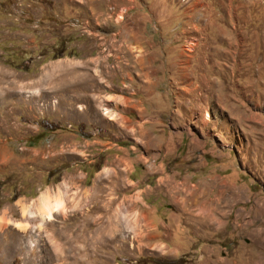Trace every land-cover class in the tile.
Returning <instances> with one entry per match:
<instances>
[{
  "label": "rangeland",
  "instance_id": "obj_1",
  "mask_svg": "<svg viewBox=\"0 0 264 264\" xmlns=\"http://www.w3.org/2000/svg\"><path fill=\"white\" fill-rule=\"evenodd\" d=\"M0 264H264V0H0Z\"/></svg>",
  "mask_w": 264,
  "mask_h": 264
},
{
  "label": "bare ground",
  "instance_id": "obj_2",
  "mask_svg": "<svg viewBox=\"0 0 264 264\" xmlns=\"http://www.w3.org/2000/svg\"><path fill=\"white\" fill-rule=\"evenodd\" d=\"M63 201L60 195L55 199H51L49 194H41L39 196V215L45 221L55 220V212L62 207Z\"/></svg>",
  "mask_w": 264,
  "mask_h": 264
}]
</instances>
